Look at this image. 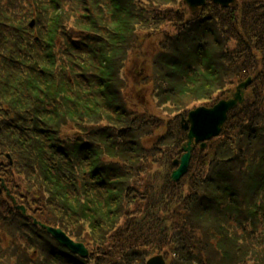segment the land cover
Here are the masks:
<instances>
[{
  "label": "trees",
  "instance_id": "16d2710c",
  "mask_svg": "<svg viewBox=\"0 0 264 264\" xmlns=\"http://www.w3.org/2000/svg\"><path fill=\"white\" fill-rule=\"evenodd\" d=\"M162 23L173 32L145 81L160 114L130 103L124 71L136 27ZM250 77L222 134L174 182L181 115ZM0 186L14 229L0 264H146L157 253L264 264V0L198 13L182 0H0ZM14 232L29 239L21 258Z\"/></svg>",
  "mask_w": 264,
  "mask_h": 264
},
{
  "label": "rangeland",
  "instance_id": "374dc122",
  "mask_svg": "<svg viewBox=\"0 0 264 264\" xmlns=\"http://www.w3.org/2000/svg\"><path fill=\"white\" fill-rule=\"evenodd\" d=\"M185 0H182V2ZM184 3V2H183ZM237 1H235L234 4H236ZM204 7H198L196 9L197 13L200 12ZM179 9V10H178ZM175 8L177 12L181 10V8ZM159 21L161 19H158ZM139 32V38L141 45L140 47L136 48L133 50L132 55L129 58V61L126 65V70L124 71L129 79L130 85L128 87V99L130 103L134 102L135 105H138L141 109H145L147 111L151 112H158L160 111L154 107V103L152 100L151 95V89L150 86L145 84L146 79L153 75V60L155 58L156 53L159 51L160 48V42L164 41L165 35L172 34L173 32V26L172 24L169 23H162L159 24L158 26L155 27H144L142 24L136 27ZM233 91H230L228 94L224 95L228 96L232 93ZM199 103V102H198ZM203 105L206 103H201L198 105ZM195 107V106H194ZM161 114V113H160ZM181 156V155H180ZM177 158V157H175ZM0 190L2 191L3 188L0 186ZM2 197H5L6 195L4 192L0 193ZM1 208V207H0ZM1 212V211H0ZM14 216V214L9 215V219ZM10 221V220H9ZM9 221L7 220H2V216L0 214V239L3 240L2 245H0V253L6 254V246L9 243L10 236L8 233H11V231H14V229L10 230L8 228ZM17 226V222L13 220V227ZM15 234V240L19 244H21V249L18 250V258L20 256H26L25 253H27L28 250H31L28 246H26L27 241L29 239L25 237L22 233L19 232H14ZM14 239L11 241L14 242ZM19 240L21 242H19ZM25 244V245H24ZM28 249V250H27ZM16 250V248H15ZM9 256H6L4 259H6ZM10 258V257H9ZM15 258V257H14ZM14 258L12 260H14ZM11 259V258H10Z\"/></svg>",
  "mask_w": 264,
  "mask_h": 264
},
{
  "label": "water",
  "instance_id": "95a60500",
  "mask_svg": "<svg viewBox=\"0 0 264 264\" xmlns=\"http://www.w3.org/2000/svg\"><path fill=\"white\" fill-rule=\"evenodd\" d=\"M195 10L200 6L206 4V0H185ZM236 0H213L216 4L223 7H229L235 3ZM250 79L240 84L233 99L221 100L211 108L199 107L192 110L188 114V118L183 117L184 128L188 130V145L185 147L186 152L182 155L180 160H175L177 169L173 171L172 178L179 181L189 170L192 144L202 143V147L206 146V142L215 136H218L222 131V125L228 118V112L235 108L239 102L243 101V91L249 83ZM49 231L57 238L61 244L69 247L75 253L82 256H88V250L83 243L75 242L65 232L58 228L49 227ZM147 264H167L163 255H156L151 257Z\"/></svg>",
  "mask_w": 264,
  "mask_h": 264
},
{
  "label": "bare ground",
  "instance_id": "6f19581e",
  "mask_svg": "<svg viewBox=\"0 0 264 264\" xmlns=\"http://www.w3.org/2000/svg\"><path fill=\"white\" fill-rule=\"evenodd\" d=\"M206 1H208V0H206ZM206 5H207V2H206ZM217 5H219L220 7H222V8H228V7H223V6H221L220 4H217ZM243 102H244V99H243ZM238 107L240 106V104L238 103V105H237Z\"/></svg>",
  "mask_w": 264,
  "mask_h": 264
}]
</instances>
